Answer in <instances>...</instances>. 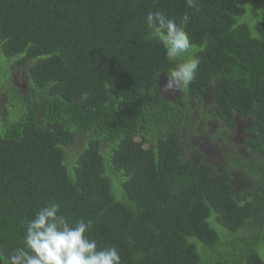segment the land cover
I'll return each instance as SVG.
<instances>
[{
    "label": "trees",
    "instance_id": "16d2710c",
    "mask_svg": "<svg viewBox=\"0 0 264 264\" xmlns=\"http://www.w3.org/2000/svg\"><path fill=\"white\" fill-rule=\"evenodd\" d=\"M161 10L190 17L188 55L200 58L175 101L160 93L165 74L156 81L173 65L144 23ZM0 51L28 64L29 81L21 97L11 74L0 78V264L52 201L73 223L91 220L89 238L122 264H264V0H0ZM206 99L223 128L249 123L253 167L215 136L205 153L181 150V120ZM150 132L141 150L132 140ZM242 167L250 177L238 189Z\"/></svg>",
    "mask_w": 264,
    "mask_h": 264
},
{
    "label": "clouds",
    "instance_id": "9594fccd",
    "mask_svg": "<svg viewBox=\"0 0 264 264\" xmlns=\"http://www.w3.org/2000/svg\"><path fill=\"white\" fill-rule=\"evenodd\" d=\"M185 2L188 7L193 6V0H185ZM189 21L190 17L187 14L177 22L176 18L170 17L162 10L149 11L144 20L145 25L152 30V35L163 47L166 60L173 65L167 71L161 70L156 75L157 81L161 73L165 74V82L162 88L160 86V93L164 98L166 97L163 93L182 94L187 91L197 74L200 58L196 55H188L193 47L185 31ZM180 109L184 114L183 107ZM198 112L199 109L191 105L190 110L181 120L180 128L176 133L181 150L195 148L203 153L197 147L185 146L186 130L191 123L192 115ZM241 122L247 123L246 138H252L248 131L249 123L246 120ZM215 124L220 125L218 121H215ZM209 125V121L208 124H201L200 131L204 132ZM159 127L164 133L162 125ZM154 138L155 136L150 132L144 137L136 136L132 141L145 151L148 142ZM114 143L113 151L117 149L120 141L116 139ZM103 145L107 147L106 153H103ZM69 149L66 148L67 151ZM101 150L105 157L112 158L113 151L107 144H102ZM190 154L184 155L189 157ZM60 209L59 203L48 202L40 207L31 219L26 220L23 247L14 249L5 257V264H122L120 253L115 247H98L97 241L89 238L88 234L92 229L91 220L79 219L73 223L61 213Z\"/></svg>",
    "mask_w": 264,
    "mask_h": 264
},
{
    "label": "rangeland",
    "instance_id": "374dc122",
    "mask_svg": "<svg viewBox=\"0 0 264 264\" xmlns=\"http://www.w3.org/2000/svg\"><path fill=\"white\" fill-rule=\"evenodd\" d=\"M252 17V14H250V18ZM18 58L9 60L8 58H5L3 54L0 51V78H5L9 80V74H11V81H12V88L14 91H17V94L21 97H25L29 90V81H28V64H25L24 66L17 68L15 67L17 63ZM165 80L161 83L164 84ZM167 100L175 101L179 97V93H163ZM4 94L2 92V88L0 87V110L2 111L3 115H7L6 110H4ZM212 104V101L206 99L204 100V108L205 110L202 112H206L207 114H210L207 118H204V114L202 112H198L196 114H193L191 117V123L186 130L185 133V146L187 147H197L200 150H202L204 153L206 150L209 151V149L213 146V143L209 141V137L215 136V142L219 145V147L228 153L229 158H235L238 159L241 162H247L250 166L253 167L255 164L257 158L254 155H251L249 153H246L243 149L244 140L247 137L246 135V129H247V123L236 121V124L234 128L232 129H225L221 125H216L214 118L209 110V106ZM200 114H202L203 117H200ZM209 119V120H208ZM209 121V127L206 128L205 132L200 131V125L201 124H208ZM225 130V132L219 136L217 133L221 130ZM225 139H223V138ZM84 140L81 136L77 137L74 146L68 150V164H73L74 159L76 155L78 154L80 148L83 146ZM107 152V147L103 145V153ZM103 157H105V154H103ZM214 162L217 163L219 160L217 158H213ZM235 177V185L238 189L239 188V182L241 178L246 179V177H250L248 173H246L245 168L242 167V169H239L234 172ZM240 178V179H239ZM233 248H236L239 246V244L236 242L235 239L232 241ZM233 248L228 247L226 248L227 252H233Z\"/></svg>",
    "mask_w": 264,
    "mask_h": 264
}]
</instances>
